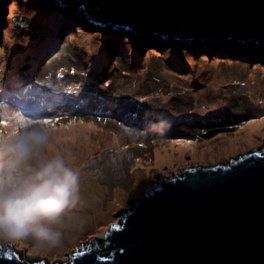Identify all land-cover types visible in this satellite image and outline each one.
I'll list each match as a JSON object with an SVG mask.
<instances>
[{
    "label": "rangeland",
    "instance_id": "obj_1",
    "mask_svg": "<svg viewBox=\"0 0 264 264\" xmlns=\"http://www.w3.org/2000/svg\"><path fill=\"white\" fill-rule=\"evenodd\" d=\"M21 16L31 22L22 19L24 24L20 25L13 21ZM59 26L61 23L26 0H9L4 4L0 13V101L25 117H60L57 125L69 124L73 119L92 123L87 137L93 151L83 155L75 166L81 172V189L95 192L96 197L81 190V196L89 197L88 201L96 199L97 215L136 200L143 191L187 163L228 164L264 148V123H259L251 133L245 130L249 121L264 118V67H255L257 62L264 63V55L255 58L263 51L237 50L251 54L249 60L237 53H226L232 50L220 48L224 45L220 42L204 41L190 47L188 40L169 39L160 45L157 38L151 41L171 48L145 47L138 52L130 45L118 43L119 54H114L117 51L109 50L110 45L115 47L112 41L63 24L59 30ZM63 31L68 39L58 50L59 57L53 64L44 65L49 50L58 47ZM49 44L52 45L47 49ZM38 46L39 53L34 54ZM150 52L154 56L146 55ZM212 55L226 58L211 60ZM34 58L36 65L31 64ZM237 58L244 60L234 62ZM38 71L43 75L39 79L43 87L26 93V84L30 82L27 79ZM16 76H21L22 88L15 90L21 97L7 102V81ZM65 84L71 91L65 90ZM76 106L80 109L75 110ZM121 106H130L126 110L130 112L128 117L135 115L139 122L129 127L119 119L115 108ZM98 114L106 119L94 116ZM161 121L162 134L153 128ZM231 139L238 140L232 148ZM207 143L210 149L205 150ZM164 149L170 156L156 160V152ZM93 209L86 202L78 214L86 211L91 215ZM83 230L70 238L65 236L63 247L46 254H34L29 246L21 244L11 246L30 260L61 264L81 245Z\"/></svg>",
    "mask_w": 264,
    "mask_h": 264
},
{
    "label": "water",
    "instance_id": "obj_2",
    "mask_svg": "<svg viewBox=\"0 0 264 264\" xmlns=\"http://www.w3.org/2000/svg\"><path fill=\"white\" fill-rule=\"evenodd\" d=\"M26 1L101 39L116 41L127 29L129 40H117L125 45L163 36L264 49V0ZM82 18L106 27H84ZM22 19L31 22L13 21ZM260 153L228 164L187 163L136 200L86 219L81 245H89L63 264H264V148ZM11 250L20 259L0 264H35Z\"/></svg>",
    "mask_w": 264,
    "mask_h": 264
},
{
    "label": "clouds",
    "instance_id": "obj_3",
    "mask_svg": "<svg viewBox=\"0 0 264 264\" xmlns=\"http://www.w3.org/2000/svg\"><path fill=\"white\" fill-rule=\"evenodd\" d=\"M14 117L29 118L0 101V120L10 121L0 128V247L21 244L46 254L63 247L68 231L85 227L78 215L84 207L81 172L54 129L37 122L43 118L30 117L31 124L17 127ZM153 128L162 134L164 122Z\"/></svg>",
    "mask_w": 264,
    "mask_h": 264
},
{
    "label": "bare ground",
    "instance_id": "obj_4",
    "mask_svg": "<svg viewBox=\"0 0 264 264\" xmlns=\"http://www.w3.org/2000/svg\"><path fill=\"white\" fill-rule=\"evenodd\" d=\"M49 35L50 34H48V36ZM186 43L190 44L189 45L190 47H193V46H191V44H195V46L197 45L196 42H194V43L186 42ZM214 43L218 44L219 42H214ZM38 48H39V46L37 48H35L34 54L39 53ZM248 48L252 51H255L257 49L264 50V49L251 47V46H248ZM35 60H36V58H34V60L31 61V64L33 63L34 65H36V62H34ZM176 64L179 65L180 62H178ZM214 84H217V81ZM8 89H10V87ZM213 89H216V88H213ZM104 102L108 103L107 101H104ZM220 103L222 104V101H220ZM97 108H99V107H97ZM85 122L81 123V120H80V121L72 123L70 126H69V124L56 125V128L54 129L55 140L58 142L59 146L66 147V148L71 150L73 156L75 157V160H74L75 165H76V163L79 162L80 159L83 158V155L89 154L93 151V147L89 144L88 137H87L88 133L90 131H92L93 125H92V123H85ZM258 125H259V123L254 124V125L249 124L247 126V128L245 129L246 133H251V132L257 130ZM109 137L111 138L110 134H109ZM229 141H230L229 147L232 148L237 144L238 140L236 142H234L232 139ZM205 146H206L205 150L210 149V146H208V143ZM185 147H188V145L185 144ZM180 150H182V148ZM169 156H170V154L167 152L166 149H164L163 151L159 150L156 152V160H158V161H161V160H163ZM81 190H83L85 193H88V194L96 197L93 189H87L86 187H83ZM82 200H83L84 204L86 202H88L92 207H94L93 211H91V212H93L91 215L88 214L86 211H84L80 215L81 217H83V219L85 220V223H86V219L93 217L94 214L97 215L98 208L96 205V199L93 201H88L89 197H82ZM78 232L79 231H68L65 236L70 238V237L74 236L75 234H77Z\"/></svg>",
    "mask_w": 264,
    "mask_h": 264
},
{
    "label": "trees",
    "instance_id": "obj_5",
    "mask_svg": "<svg viewBox=\"0 0 264 264\" xmlns=\"http://www.w3.org/2000/svg\"><path fill=\"white\" fill-rule=\"evenodd\" d=\"M83 20H84V18H83ZM87 24H83L84 25V27H86V25H90V26H92V24H90L89 22H86ZM89 26V27H90ZM63 29V26H62V24H61V26H59V30H62ZM65 31V30H64ZM61 32L60 34H59V41L57 42V45H58V47H56V48H51V50H49V51H51V52H49L48 53V56H47V61L45 62V64L44 65H50V64H53V62L55 61V59H56V57H59V56H57V52H58V50H60V48H61V46L63 45V43L65 42V41H67V39H68V37H67V35H65V33L67 34V32ZM1 34V33H0ZM111 37V36H110ZM113 37V36H112ZM118 39L120 38V39H124V38H126V37H122V36H116ZM2 39H3V36H2ZM117 39V40H118ZM128 39V38H127ZM50 40H52V39H50ZM115 41V40H113L112 42L114 43L113 45H115V47L114 48H112L111 47V45L109 46V50H110V48L111 49H114V51H117L116 53H114V54H119V52H118V48H117V46H118V41ZM129 40V39H128ZM52 44H49V46H47L46 48L48 49V47H50ZM130 46H131V48L134 50V51H136V50H139L138 52H140V51H142V49H144L145 47H148V48H150V49H155L156 47H158V49H163V47H164V49L165 50H167L168 48H171V47H168L167 45H165V46H159L158 44H157V42H154V41H150V40H142L140 43H138V44H134V43H132V42H130ZM154 46V47H153ZM73 47V46H72ZM160 47V48H159ZM127 51V50H126ZM52 54V55H51ZM154 53L153 52H150V53H148V54H146L148 57H152V56H154L153 55ZM76 56H78V54H76ZM119 56V55H118ZM249 56H252L251 54H249ZM7 57L9 58V56L7 55ZM81 58V60H83L84 58H85V55H83L82 54V56L80 57ZM79 58V59H80ZM6 59V58H5ZM212 59L214 60V55H212ZM7 60V59H6ZM258 63H260V62H258ZM41 69V68H40ZM41 74V71H38V72H35L34 74H33V76L32 77H29L28 79H27V82L28 81H30V84H26V93H33V92H37V91H39V90H41V87H43V83H42V81H40L39 79L43 76V75H40ZM74 75H76V74H74ZM17 84H10V88L11 89H9V90H13V92L15 93V94H17V92L16 91H19L20 90V88H22L21 87V84H19L20 82H21V80H20V78H18L17 79ZM9 85V84H8ZM63 86H65V90L66 89H69L70 88V86L69 85H67V84H65V85H63ZM8 88H9V86H7ZM16 90V91H15ZM64 90V91H65ZM13 92H11L10 91V94L12 95L13 94ZM7 93V92H6ZM91 93V92H90ZM18 95V94H17ZM88 95H91V94H88ZM91 102H93L94 100H90ZM132 104V103H131ZM127 109H131L130 108V106H121V108H115V111H116V113H118V114H120V116H121V118L123 119H133V117L131 118V117H128V115H130V112H127L126 110ZM133 115V114H132ZM94 116H96V117H101V115L100 114H98V115H94ZM102 118V117H101ZM98 119H100V118H98Z\"/></svg>",
    "mask_w": 264,
    "mask_h": 264
},
{
    "label": "snow or ice",
    "instance_id": "obj_6",
    "mask_svg": "<svg viewBox=\"0 0 264 264\" xmlns=\"http://www.w3.org/2000/svg\"><path fill=\"white\" fill-rule=\"evenodd\" d=\"M69 91H71V89H69ZM21 116H24V115L21 114ZM60 119H61L60 117L43 118L42 120L37 121V122L42 123V124H44L46 126H49V127L53 128V129H55L56 128V125L60 122ZM13 120L17 124V127L23 126L25 124H31L33 122V120L30 117L27 120H22L20 118H15L14 117ZM9 123H10V121H8V120H0V128L8 127L9 126ZM72 123H74V119H73V121H69V126ZM81 123H83V121H81ZM248 123L249 124H252V125L257 124V123H264V118H262L260 121H255L254 120V121H249ZM255 155L256 156H260L261 153L260 152H257V153H255ZM114 227H115V225H114ZM0 259H6V260L11 261L13 259L19 260L20 257L18 255H16L11 250V248L9 246V248L7 250H5L4 247H0Z\"/></svg>",
    "mask_w": 264,
    "mask_h": 264
}]
</instances>
